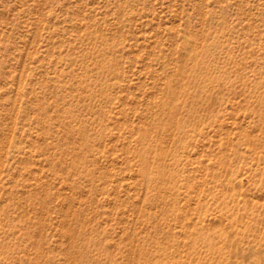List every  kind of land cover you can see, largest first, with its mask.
I'll return each mask as SVG.
<instances>
[{"label":"rangeland","instance_id":"obj_1","mask_svg":"<svg viewBox=\"0 0 264 264\" xmlns=\"http://www.w3.org/2000/svg\"><path fill=\"white\" fill-rule=\"evenodd\" d=\"M0 264H264V0H0Z\"/></svg>","mask_w":264,"mask_h":264}]
</instances>
